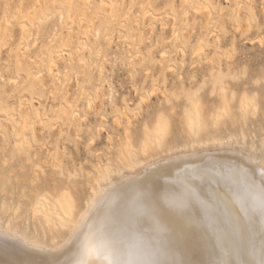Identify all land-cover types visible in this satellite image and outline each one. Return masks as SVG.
Instances as JSON below:
<instances>
[{
	"label": "rangeland",
	"instance_id": "374dc122",
	"mask_svg": "<svg viewBox=\"0 0 264 264\" xmlns=\"http://www.w3.org/2000/svg\"><path fill=\"white\" fill-rule=\"evenodd\" d=\"M207 158L264 168V0H0L1 227L56 246L40 202Z\"/></svg>",
	"mask_w": 264,
	"mask_h": 264
},
{
	"label": "bare ground",
	"instance_id": "6f19581e",
	"mask_svg": "<svg viewBox=\"0 0 264 264\" xmlns=\"http://www.w3.org/2000/svg\"><path fill=\"white\" fill-rule=\"evenodd\" d=\"M53 59L43 60L52 73ZM163 140L156 135L158 148ZM229 152L238 160L239 152ZM249 159L184 161L155 172L150 162L139 174L95 189L76 214L69 203L42 201L33 215L63 240L46 246L0 226V264H264V168ZM130 160L127 167L144 164Z\"/></svg>",
	"mask_w": 264,
	"mask_h": 264
}]
</instances>
